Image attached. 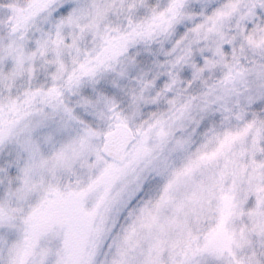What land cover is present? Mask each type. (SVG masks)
Returning <instances> with one entry per match:
<instances>
[{
  "label": "clouds",
  "instance_id": "clouds-1",
  "mask_svg": "<svg viewBox=\"0 0 264 264\" xmlns=\"http://www.w3.org/2000/svg\"><path fill=\"white\" fill-rule=\"evenodd\" d=\"M0 50V194L31 166L43 233L25 264H264V0H0Z\"/></svg>",
  "mask_w": 264,
  "mask_h": 264
},
{
  "label": "snow or ice",
  "instance_id": "snow-or-ice-1",
  "mask_svg": "<svg viewBox=\"0 0 264 264\" xmlns=\"http://www.w3.org/2000/svg\"><path fill=\"white\" fill-rule=\"evenodd\" d=\"M75 8V4H66L62 6L60 11L64 15H70L73 11H75ZM0 64H3L6 69H11L14 65L13 57L11 55H6L5 51L0 50ZM61 156H63V153H61ZM40 166L47 167L48 161L42 159ZM260 166L264 167V164H261ZM31 172V166L23 167L12 180V187L17 193L15 198L8 199L3 194H0V245L4 244L5 242L12 244V251L15 254V260L13 261V264H25V258L32 254L31 250L34 247L35 242H39L41 235H43V233H38L36 231V227L33 223L36 216V212L32 211L30 208L27 207V204L35 202V197H33L32 200H27V195L31 190L29 185V178H31ZM35 179H40V177H35ZM50 191L56 190L51 189ZM134 196L135 192L130 193L129 199L133 198ZM26 201L27 203H25ZM45 203H48V201L45 200ZM149 203H151V201H149ZM256 203V198L253 197L249 200L248 206L250 208H254L256 206ZM21 204H25L23 223L26 226L25 243L22 245L14 243L19 239L16 232V224L19 222V217H17L16 213L20 209ZM179 208H182V206H178V210ZM128 215L135 216L136 210L132 209L131 212L128 213ZM143 219L148 221H154L155 216H152L149 213ZM159 227L161 231H163L165 225H160ZM50 251L51 250L48 247H40L37 251L39 258L34 262V264H49L47 258L50 255ZM194 254L195 253L193 252V255ZM56 264H64V262L62 259H60L57 260ZM185 264H188L187 260Z\"/></svg>",
  "mask_w": 264,
  "mask_h": 264
}]
</instances>
